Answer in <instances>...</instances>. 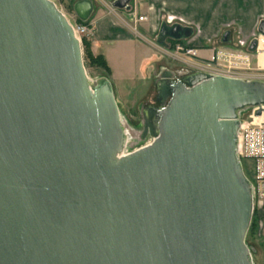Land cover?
Segmentation results:
<instances>
[{
    "label": "water",
    "instance_id": "95a60500",
    "mask_svg": "<svg viewBox=\"0 0 264 264\" xmlns=\"http://www.w3.org/2000/svg\"><path fill=\"white\" fill-rule=\"evenodd\" d=\"M72 10L84 22L94 5ZM192 32L162 22L155 42ZM177 75L160 73V105L141 109L151 143L119 156L110 82L88 78L62 12L51 0H0V264H253L237 131L241 111L264 115V82Z\"/></svg>",
    "mask_w": 264,
    "mask_h": 264
},
{
    "label": "rangeland",
    "instance_id": "374dc122",
    "mask_svg": "<svg viewBox=\"0 0 264 264\" xmlns=\"http://www.w3.org/2000/svg\"><path fill=\"white\" fill-rule=\"evenodd\" d=\"M52 1L67 17L77 19L72 10V0ZM95 2L99 8L103 7L106 10H117V8L111 5L113 0L106 1L107 3H105L104 0H95ZM137 3H135V5L132 3L126 11L123 9L117 10L120 16L118 15L116 17L120 24L125 26H128L126 24L130 25L128 27L134 37L133 42H117L115 45L110 46L103 43L100 47L102 50L112 48V50L115 51L111 52L112 63L109 67L112 71V76L109 78L122 92L121 99L118 101V106L121 107L120 120L125 127L126 139L128 140L127 149L129 151L146 144L151 139L149 135L144 138L141 137L144 123L141 109L144 105L156 104L154 73H159V69L153 62L148 66L147 64L145 65V63L143 64L142 60L148 56H151V58L162 57L163 60L167 61V64L165 63L164 65L170 71L178 73L186 72L187 70L182 60L183 57L180 56L179 59L174 60L164 48L156 47L155 40L160 23L164 22L167 25L179 24L182 27H192L194 29L191 35L192 39L189 37V39L182 40L188 45L196 43L198 46V56L200 58L209 57L210 53L206 47L210 48L212 43L213 46L218 47V50L228 52L229 49L222 43L221 38L226 29L231 31V36L233 32L231 27L233 24V14L228 13L230 9H227L231 7L183 5L178 4V2L170 5H154L149 7L146 5L140 6ZM96 12L97 10L94 11L92 16H94ZM139 16L146 17V20L143 22L138 21L137 18ZM149 26L152 27V31L149 30V32H147L146 29ZM239 37L241 39V36ZM167 41L168 40L165 42L167 43ZM205 45L206 47H204ZM81 49L83 64L88 78L91 81H95L98 77H107V74L102 69L89 66L87 60L84 59L82 45ZM159 50L163 53H159ZM249 62V70L247 71L250 73H260L256 69L254 53L250 54ZM109 74L110 71L108 76ZM129 77H133L135 80L132 81ZM246 110L247 109L241 111L239 115L242 117L246 116L248 114ZM263 209L264 200L261 201L258 206H255V217L257 219L255 238L251 239L248 236L249 234L245 236V242L246 245L249 246L253 264H264V220L261 215ZM258 212L262 220H258Z\"/></svg>",
    "mask_w": 264,
    "mask_h": 264
},
{
    "label": "built area",
    "instance_id": "2783aa9c",
    "mask_svg": "<svg viewBox=\"0 0 264 264\" xmlns=\"http://www.w3.org/2000/svg\"><path fill=\"white\" fill-rule=\"evenodd\" d=\"M62 14L65 16L81 46L82 39L87 38L90 33L89 26L77 21L75 18L67 17L63 12ZM137 19L138 21H143L146 17L139 16ZM252 38L257 40V46L253 53L255 54L256 69L260 73L247 71L249 70V64L246 58H243L245 63L240 65L233 53L222 52L217 47L211 48L210 55L207 58H200L198 49L186 43L177 42L173 48H170V43L167 41L166 46L162 47L169 52L174 60L179 59L180 56L183 57V63L187 68L186 72H202L210 76L264 82V36L256 33ZM248 41L241 40V43H239L242 46H246L249 44ZM255 109V107L248 108L246 110L248 114L244 117L239 115L237 131V157L241 163L243 173L244 169L250 172L249 176L244 175L251 185L253 210L256 205L258 206L264 200V115L260 114L259 116H262V119L255 121L254 118L257 117L253 114ZM152 140L153 138L144 145L151 143ZM127 142L128 140L126 139L119 156H124L138 148L129 151Z\"/></svg>",
    "mask_w": 264,
    "mask_h": 264
},
{
    "label": "crops",
    "instance_id": "0c3cea01",
    "mask_svg": "<svg viewBox=\"0 0 264 264\" xmlns=\"http://www.w3.org/2000/svg\"><path fill=\"white\" fill-rule=\"evenodd\" d=\"M72 1L74 3L77 0H72ZM104 1H105V3H107L106 1H110V0H104ZM114 1L115 0H113V2ZM92 2L94 5V10L88 19V23H89L88 26L90 29V33H89L87 39L90 42L91 52L94 55L101 54L104 57V59L106 60V63L109 67L112 63L111 62L112 61L111 52L114 50H112V48L102 50L100 48L101 44L105 43V45L110 46V45H115L117 42H124V41H129V42L132 41L133 42L134 37L132 36L131 30L128 27L130 25L126 24L128 26H125L123 24H120V22L117 20L116 17L119 15L117 10H119V9H117V10L116 9L106 10L103 7H101V8L97 7V3L95 2V0H92ZM175 2L176 3L178 2V4H183V5L223 6L225 8L231 7V8H227V9H230V10H228V13L233 14L232 15L233 24L231 26L233 32H232V36H231V33H230L231 31L227 30V29L225 30V31H229V36H228V41L225 42L224 44L229 49L228 52L233 53V55L237 57L238 63L240 65H243L245 63L243 58H246L248 63H250L249 59H250L251 52H249L247 50L248 45L242 46L240 44L241 43L240 41L242 38H243L242 40L245 39V41H248V39L250 37L252 38L253 35L257 33L256 27H257L258 23L261 20H264V0H129L128 5L130 6L132 3H134V5H135V3H137L140 6L146 5V6L150 7V6H154V5H170V4H174ZM112 3H111V5H112ZM95 10H97V12L95 13L94 16H92ZM123 10L126 11L127 9H123ZM149 10H150V8H149ZM143 21H140V22H143ZM146 30H147V32H149V30L152 31V27L149 26V27H147ZM239 36H241V39ZM251 38L249 39V41L251 40ZM211 45L212 46L210 48H207L206 45L204 46L209 51V53H210V50L212 47L216 48V46H213V43ZM190 46L196 47L198 49V46L196 43H192V45H190ZM156 47L159 48L162 46H159L156 44ZM159 53H163V52H161L159 50ZM152 62H153V64H155V66L157 65V68L159 69V73H157V74L154 73V75H155L154 85H155L157 78H158V75L160 73H162L163 71H170V70L167 67H165L164 64L165 63L167 64V61L163 60L162 57L161 58H159V57L158 58H153V57L151 58V56H148V57L144 58V60H142V63L143 64L145 63V65L147 64L148 66H150V64H152ZM109 70H110V74H109V76L107 74V77L105 76V78H107L108 81L110 82L112 92H113L114 98H115L117 106H118V101H120V99H121L122 92L117 88L116 84L114 82H112L111 79L109 78L110 76H112V71H111L110 67H109ZM170 72H172V71H170ZM172 73H174V72H172ZM178 73H180V72H178ZM178 73H174V74H178ZM101 77H103V76H101ZM129 78L132 81L135 80L133 77H129ZM118 109H119V112H121L120 106H118ZM257 215H258V220H262V219L264 220V209L261 212L262 219H260V213L259 212Z\"/></svg>",
    "mask_w": 264,
    "mask_h": 264
},
{
    "label": "trees",
    "instance_id": "16d2710c",
    "mask_svg": "<svg viewBox=\"0 0 264 264\" xmlns=\"http://www.w3.org/2000/svg\"><path fill=\"white\" fill-rule=\"evenodd\" d=\"M77 21L82 22V21H80L78 19H77ZM82 23H84L86 25L89 24L88 20L84 21ZM168 42L170 43V48H173L177 42H180L182 44L185 43V41H183V40L175 41V40H171V39H168ZM82 47H83V52H84V59L87 60L89 66L100 68L106 74H108L110 70H109V67H108V65L106 63V60L104 59V57L101 54L94 55L91 52L89 40H87L86 38H83L82 39ZM145 106H147V105H144L143 107H145ZM244 174L246 176H249L250 172L247 171V170L245 171V169H244ZM255 215H256V211L254 209L253 213H252L250 225H249V228H248L247 233H246V234H249L248 236L251 239L255 238V236H256L257 219H256ZM263 243H264V241H263ZM248 248H249V246H248Z\"/></svg>",
    "mask_w": 264,
    "mask_h": 264
},
{
    "label": "flooded vegetation",
    "instance_id": "af4514ba",
    "mask_svg": "<svg viewBox=\"0 0 264 264\" xmlns=\"http://www.w3.org/2000/svg\"><path fill=\"white\" fill-rule=\"evenodd\" d=\"M178 76L177 74H175V77ZM155 102L156 104H149V105H153V106H159L160 102H159V93L156 90V85H155Z\"/></svg>",
    "mask_w": 264,
    "mask_h": 264
},
{
    "label": "bare ground",
    "instance_id": "6f19581e",
    "mask_svg": "<svg viewBox=\"0 0 264 264\" xmlns=\"http://www.w3.org/2000/svg\"><path fill=\"white\" fill-rule=\"evenodd\" d=\"M262 119V116H257L254 118L255 121H258V120H261Z\"/></svg>",
    "mask_w": 264,
    "mask_h": 264
}]
</instances>
